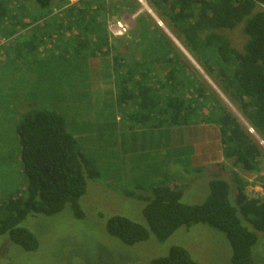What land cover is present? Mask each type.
I'll return each mask as SVG.
<instances>
[{"label":"trees","instance_id":"1","mask_svg":"<svg viewBox=\"0 0 264 264\" xmlns=\"http://www.w3.org/2000/svg\"><path fill=\"white\" fill-rule=\"evenodd\" d=\"M34 1L36 4L31 0H0V34L9 39L27 28L31 34L25 45L19 35L17 44L8 50L3 48L7 53L11 51L5 57L4 77L9 70L23 74L22 81L34 79L25 96L17 94L19 81L17 92L6 95L12 96L7 109L11 112V125L16 123L20 148L15 149L10 142L11 150L0 158L6 165L4 176L8 178L0 189V236L8 234L26 251H35L39 247L38 237L21 226L29 215L57 214L70 203L75 214L83 216L79 201L87 193L88 180L102 179L104 165L97 153L88 151L81 142L103 137L100 130L105 124L101 119L112 109L114 121L120 115V121L126 123L125 130L130 127L139 130L135 131L139 135L137 141L142 142L140 145L136 142L137 149H145L149 136L150 142L152 139L158 146L156 158L161 154L163 165L170 161L184 169L185 174L196 175L218 167L221 171L228 170L236 186L215 173L206 183L209 185L206 199L189 204L183 201L184 189L178 186V182L187 180L186 175H168L156 166L151 188L145 180H137L138 197L146 202L143 208L146 224L113 215L107 221L110 235L134 246L152 235L165 242L182 226L206 224L228 238L233 251L232 264H256L252 249L258 241L257 232L264 233V196L249 194L250 183L242 173L261 172L263 150L217 92L191 72L189 63L173 51L166 34L143 16L137 18V25L128 35L111 36L109 21L114 12L135 10L133 1L114 4L108 0H84L71 7H65L66 0ZM149 2L162 18L168 17L171 29L185 36L190 51L211 74L219 77L226 94L264 138V0ZM56 5L60 10L66 9L55 13ZM38 21L43 24L36 25ZM240 24L247 36L242 51L223 33ZM69 31L74 32L70 35ZM38 41L49 52L64 48L62 41H74L77 46L72 58H89L86 66L92 68L98 82L89 78L78 98L94 97L93 87L99 97L96 103L90 100L87 108L79 107V115L85 119L79 116L77 122L69 123L70 119L62 113L49 109L51 95L39 93L46 82L35 75V66L45 62L44 58L19 62L22 48H27V58L29 52H38ZM87 50L88 54L83 55ZM13 54L15 60L10 61ZM52 57H46V67L59 63ZM56 57H64L60 61L66 65L70 62L63 54ZM104 84L111 86L103 88ZM100 101L102 107L97 105ZM93 106L100 108L94 110ZM92 110L99 116L97 120L89 118ZM95 121L101 125L96 136ZM87 131L92 133L86 136ZM4 139L0 136V145L6 142ZM138 191L124 189L122 193L133 197ZM150 264L203 263L186 247L172 245L168 254L153 257Z\"/></svg>","mask_w":264,"mask_h":264},{"label":"rangeland","instance_id":"2","mask_svg":"<svg viewBox=\"0 0 264 264\" xmlns=\"http://www.w3.org/2000/svg\"><path fill=\"white\" fill-rule=\"evenodd\" d=\"M119 1L121 3L125 2V0H108L109 3L114 4ZM129 1H133L132 4L138 9L130 14L131 19L135 22L133 27L137 25V18L140 16H143L144 20L147 19L150 23L157 24L162 33H165L168 37L173 51L179 53L189 63L191 72L193 71L200 80L205 82L208 88L217 92L229 111L238 117L260 145L263 150L261 172L242 173V177L250 183L247 188L250 195L264 196V138L255 131L237 104L226 94L219 77L211 74L203 62L198 60L197 56L190 51L185 36L178 30L174 31L169 27L167 24L168 17L162 18L149 0ZM31 2L36 4L34 0H31ZM144 2L147 3L148 9L145 7ZM64 9L66 8L60 10L59 6L56 5L53 10H55V13H59L64 12ZM124 10H116L110 21L125 14ZM223 33L229 37L235 48L240 51L243 50L247 36L244 33L242 24L234 29H226ZM24 37L26 36L21 38V44L29 40L24 39ZM0 44L2 45V42ZM60 44H63L64 48L57 47L56 50H63V53H56L53 49L49 52L47 51L48 48L41 41H38V52L37 50L29 52L30 58H27V50H22V60L20 59L19 62L30 61L35 56H37V59L44 58L46 62V57L50 58L51 55L54 56L52 58L59 61V63L50 66L51 68L46 67L47 63L45 62H39L38 65L34 63L37 65L35 71L39 73L37 75V72H35V75L40 79L43 77L46 82L45 85H42L39 93L43 96L51 95L49 109L62 113L67 120L70 119L69 123H73L81 117L79 110L83 105L87 108V103L90 100L96 103L99 92L97 94L94 87V97L91 96V99L86 100L78 97L86 89L85 83L89 78L91 82H98V80H94L95 72L92 71V68L89 65L86 66L89 58L77 60L72 58L71 54L75 50L74 47L77 46L76 42L62 41ZM8 53H11V51L9 50ZM59 54L68 57L67 60H70V62L67 61V63L69 62L68 65L61 63L60 60H63L64 57H56ZM82 54H88V50ZM15 56L16 54L11 55L9 60H15ZM3 69H5L3 66L0 67V136L6 138L4 139L6 142L0 145V158L4 155L2 153L11 150V146L9 147L10 142L15 149L16 147L20 148V140L15 133L16 123L14 126L11 125V112L8 110L9 105L7 106L12 96L6 97V95L17 92L16 86L19 81V86L22 87H19L17 94L25 96L26 90L29 93L34 82L33 78L22 81L21 75L23 74L11 73L9 70L5 78ZM110 86V84H104L103 88H109ZM24 96L20 97L24 99ZM99 104L101 107L103 106L101 101L97 105ZM99 108V106H96L94 110ZM94 110L91 111L89 118L97 120L99 116L95 115ZM114 115L111 109L110 112L108 111L105 114L104 119H101L105 124L104 126L98 125V121L93 124L95 125L94 129H96L95 136L98 134L99 126L104 127L100 130L103 137L95 141L92 138V142L88 140L81 142L85 144L88 151L92 150L97 153L100 164L104 165L101 167L103 170L102 179L100 181L88 180L87 193L79 201L83 216H77L70 203L66 205L62 212L57 214L29 215L21 223V226L36 234L39 240L38 249L26 251L22 246L13 242L8 234L1 235L0 262H11L12 264H150L153 257L168 254L172 245H182L192 253L195 259L203 264H232L233 251L228 238L224 233L206 224L182 226L165 242H160L152 235L149 240L134 246L125 245L119 239L110 235L107 229V221L113 215L138 219L141 223L146 224L143 217V208L146 202L142 197H138L140 192L137 190V180H145V184L148 188H151L150 186L155 183L156 175L153 170L156 166L161 172L168 175L186 173L184 169L181 170L175 163L170 161H166L163 165L162 155L158 154V159L156 158L158 146L152 139L150 142L149 136L145 142V149H137L136 142L137 145L142 142L141 140L137 141L139 135L135 131L139 130L134 131L131 127L125 130L126 126L124 125L126 123L120 121V115H118L117 121H114ZM81 119H85V117L83 116ZM91 133L87 131L84 135L87 136ZM212 163L211 161L209 166ZM228 165L230 166L229 163ZM191 173L185 174L187 180L178 182V186L184 189L183 201L189 204H199L206 199L209 194V185L206 183L210 178L215 177V173L222 174V176L231 180L228 170L221 171L218 167L211 168L199 175L194 172ZM4 174L7 175L6 165L0 161V189L5 186L8 180ZM134 177L135 182H132ZM231 184L235 188L234 181L231 180ZM124 189L138 191L139 193L133 197H128L122 193ZM257 234L258 241L252 249L253 258L256 264H264V233L257 232Z\"/></svg>","mask_w":264,"mask_h":264},{"label":"crops","instance_id":"3","mask_svg":"<svg viewBox=\"0 0 264 264\" xmlns=\"http://www.w3.org/2000/svg\"><path fill=\"white\" fill-rule=\"evenodd\" d=\"M128 9H126V10H124L125 12V14H123L121 17H119V18H123L125 21H127L130 25H131V29L133 28V26L135 25V22H133V20L131 19L132 18V16H130V14L131 13H134V12H136L138 9L136 8L135 10H129L130 12L129 13H127L128 11H127ZM137 18V17H136ZM53 21L55 20V19H52ZM63 20V19H62ZM62 20H59V21H62ZM40 24H43V21H38L37 23H36V25H40ZM30 29V28H29ZM29 29L27 28V29H23V30H21V32H19L17 35H15L14 37H10L9 39H6V38H4L1 34H0V42H2V45L0 44V46H1V48H0V67H4V64L7 62V57H8V53H7V51L5 52L4 51V49L5 50H8V48H9V46H11V45H15V44H17V39H18V36L19 35H21V36H26V37H24V39H29L30 37H31V34H30V32H29ZM70 32V31H69ZM71 32H74V31H71ZM69 33L70 35L72 34V33ZM4 48V49H3ZM27 49V48H26ZM26 49H23L24 51L26 50ZM56 53L57 52H64L63 50L62 51H57V50H54ZM4 52V53H3ZM4 56H6V58H4ZM32 59H35L34 60V62H36L38 59H37V57H35V58H32ZM24 62V61H23Z\"/></svg>","mask_w":264,"mask_h":264},{"label":"built area","instance_id":"4","mask_svg":"<svg viewBox=\"0 0 264 264\" xmlns=\"http://www.w3.org/2000/svg\"><path fill=\"white\" fill-rule=\"evenodd\" d=\"M84 0H66L65 7H71L80 4ZM103 1V0H102ZM109 30L112 37H122L129 34L131 30L130 24L122 18L109 21Z\"/></svg>","mask_w":264,"mask_h":264},{"label":"bare ground","instance_id":"5","mask_svg":"<svg viewBox=\"0 0 264 264\" xmlns=\"http://www.w3.org/2000/svg\"><path fill=\"white\" fill-rule=\"evenodd\" d=\"M144 5H145V7H147V9H148V5H147V3L146 2H144ZM150 11V10H149ZM156 15V14H155ZM159 20V19H158ZM160 21V20H159ZM164 25V24H163ZM184 50V49H183ZM202 68V67H201Z\"/></svg>","mask_w":264,"mask_h":264},{"label":"clouds","instance_id":"6","mask_svg":"<svg viewBox=\"0 0 264 264\" xmlns=\"http://www.w3.org/2000/svg\"><path fill=\"white\" fill-rule=\"evenodd\" d=\"M123 19V18H122ZM131 26V25H130Z\"/></svg>","mask_w":264,"mask_h":264}]
</instances>
